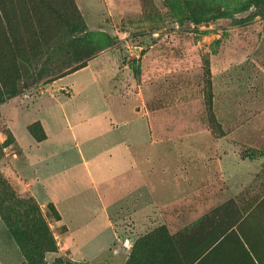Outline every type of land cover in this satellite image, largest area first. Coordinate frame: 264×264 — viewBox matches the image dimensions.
Wrapping results in <instances>:
<instances>
[{
	"label": "rangeland",
	"instance_id": "obj_1",
	"mask_svg": "<svg viewBox=\"0 0 264 264\" xmlns=\"http://www.w3.org/2000/svg\"><path fill=\"white\" fill-rule=\"evenodd\" d=\"M0 264H264V0H0Z\"/></svg>",
	"mask_w": 264,
	"mask_h": 264
},
{
	"label": "crops",
	"instance_id": "obj_2",
	"mask_svg": "<svg viewBox=\"0 0 264 264\" xmlns=\"http://www.w3.org/2000/svg\"><path fill=\"white\" fill-rule=\"evenodd\" d=\"M108 241H109V240H108ZM106 242H107V241H106ZM107 243H108V242H107ZM107 243H106V244H107ZM97 247H98V244H97ZM90 248H91V251L87 250L88 248L86 249V251H87V252H91L92 254H94V253H95L94 251H96V250L98 249V248H95V247H94V243L91 244V247H90ZM79 249H80V248H79Z\"/></svg>",
	"mask_w": 264,
	"mask_h": 264
}]
</instances>
